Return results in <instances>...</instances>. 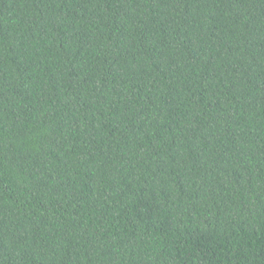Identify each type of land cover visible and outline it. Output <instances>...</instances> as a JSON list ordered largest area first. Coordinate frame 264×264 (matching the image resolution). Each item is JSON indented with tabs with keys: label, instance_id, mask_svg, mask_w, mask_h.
<instances>
[{
	"label": "trees",
	"instance_id": "16d2710c",
	"mask_svg": "<svg viewBox=\"0 0 264 264\" xmlns=\"http://www.w3.org/2000/svg\"><path fill=\"white\" fill-rule=\"evenodd\" d=\"M0 264H264V0H0Z\"/></svg>",
	"mask_w": 264,
	"mask_h": 264
}]
</instances>
